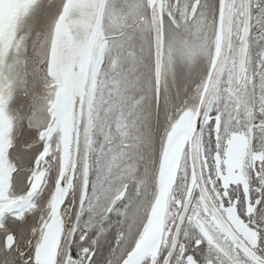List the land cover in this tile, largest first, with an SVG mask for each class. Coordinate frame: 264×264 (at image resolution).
<instances>
[{
    "label": "snow or ice",
    "instance_id": "6c2138e0",
    "mask_svg": "<svg viewBox=\"0 0 264 264\" xmlns=\"http://www.w3.org/2000/svg\"><path fill=\"white\" fill-rule=\"evenodd\" d=\"M0 264H264V0H0Z\"/></svg>",
    "mask_w": 264,
    "mask_h": 264
}]
</instances>
